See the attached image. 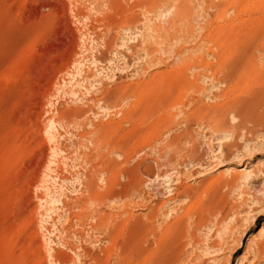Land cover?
Wrapping results in <instances>:
<instances>
[{
	"label": "rangeland",
	"instance_id": "374dc122",
	"mask_svg": "<svg viewBox=\"0 0 264 264\" xmlns=\"http://www.w3.org/2000/svg\"><path fill=\"white\" fill-rule=\"evenodd\" d=\"M0 264H264V0H0Z\"/></svg>",
	"mask_w": 264,
	"mask_h": 264
},
{
	"label": "bare ground",
	"instance_id": "6f19581e",
	"mask_svg": "<svg viewBox=\"0 0 264 264\" xmlns=\"http://www.w3.org/2000/svg\"><path fill=\"white\" fill-rule=\"evenodd\" d=\"M222 20V19H221ZM208 53V52H207ZM229 55V54H228ZM167 76V75H166ZM148 82V81H147ZM143 92H145V91H143ZM175 104V103H174ZM215 248V247H214Z\"/></svg>",
	"mask_w": 264,
	"mask_h": 264
}]
</instances>
